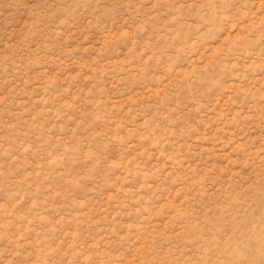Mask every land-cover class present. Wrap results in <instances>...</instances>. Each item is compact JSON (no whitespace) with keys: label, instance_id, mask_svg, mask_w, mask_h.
Here are the masks:
<instances>
[{"label":"rangeland","instance_id":"1","mask_svg":"<svg viewBox=\"0 0 264 264\" xmlns=\"http://www.w3.org/2000/svg\"><path fill=\"white\" fill-rule=\"evenodd\" d=\"M0 264H264V0H0Z\"/></svg>","mask_w":264,"mask_h":264}]
</instances>
